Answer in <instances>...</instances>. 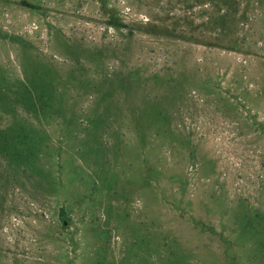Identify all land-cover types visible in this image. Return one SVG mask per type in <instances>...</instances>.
Segmentation results:
<instances>
[{"label": "rangeland", "instance_id": "rangeland-1", "mask_svg": "<svg viewBox=\"0 0 264 264\" xmlns=\"http://www.w3.org/2000/svg\"><path fill=\"white\" fill-rule=\"evenodd\" d=\"M0 264H264V0H0Z\"/></svg>", "mask_w": 264, "mask_h": 264}, {"label": "water", "instance_id": "water-1", "mask_svg": "<svg viewBox=\"0 0 264 264\" xmlns=\"http://www.w3.org/2000/svg\"><path fill=\"white\" fill-rule=\"evenodd\" d=\"M65 218V213L62 211L61 214H60V219H61V222H63V219ZM65 223L63 222V225Z\"/></svg>", "mask_w": 264, "mask_h": 264}, {"label": "trees", "instance_id": "trees-1", "mask_svg": "<svg viewBox=\"0 0 264 264\" xmlns=\"http://www.w3.org/2000/svg\"><path fill=\"white\" fill-rule=\"evenodd\" d=\"M33 8V7H31ZM111 26L114 28V29H119V27L115 24V23H111Z\"/></svg>", "mask_w": 264, "mask_h": 264}]
</instances>
